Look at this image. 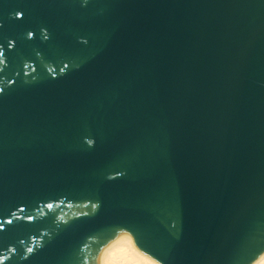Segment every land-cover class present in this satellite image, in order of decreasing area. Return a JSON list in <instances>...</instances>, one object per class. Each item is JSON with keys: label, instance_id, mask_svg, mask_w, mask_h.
<instances>
[{"label": "water", "instance_id": "water-1", "mask_svg": "<svg viewBox=\"0 0 264 264\" xmlns=\"http://www.w3.org/2000/svg\"><path fill=\"white\" fill-rule=\"evenodd\" d=\"M264 253V0H0V264Z\"/></svg>", "mask_w": 264, "mask_h": 264}, {"label": "bare ground", "instance_id": "bare-ground-1", "mask_svg": "<svg viewBox=\"0 0 264 264\" xmlns=\"http://www.w3.org/2000/svg\"><path fill=\"white\" fill-rule=\"evenodd\" d=\"M100 264H157L137 245L135 237L117 232L114 240L100 250ZM252 264H264V253Z\"/></svg>", "mask_w": 264, "mask_h": 264}]
</instances>
